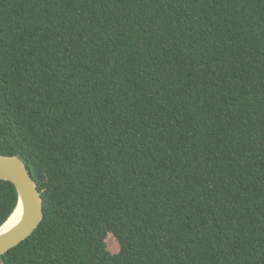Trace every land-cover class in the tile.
I'll list each match as a JSON object with an SVG mask.
<instances>
[{"label":"trees","instance_id":"trees-1","mask_svg":"<svg viewBox=\"0 0 264 264\" xmlns=\"http://www.w3.org/2000/svg\"><path fill=\"white\" fill-rule=\"evenodd\" d=\"M0 154L5 264H264V0H0Z\"/></svg>","mask_w":264,"mask_h":264},{"label":"water","instance_id":"water-1","mask_svg":"<svg viewBox=\"0 0 264 264\" xmlns=\"http://www.w3.org/2000/svg\"><path fill=\"white\" fill-rule=\"evenodd\" d=\"M0 180L17 191V205L0 227V257L29 238L42 223L44 199L26 164L16 156L0 154ZM0 264H5L0 258Z\"/></svg>","mask_w":264,"mask_h":264}]
</instances>
